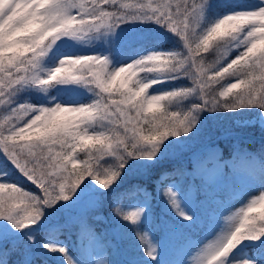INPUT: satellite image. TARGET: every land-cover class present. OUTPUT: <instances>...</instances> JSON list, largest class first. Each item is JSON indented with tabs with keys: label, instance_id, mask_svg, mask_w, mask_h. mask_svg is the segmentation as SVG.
Returning a JSON list of instances; mask_svg holds the SVG:
<instances>
[{
	"label": "snow or ice",
	"instance_id": "snow-or-ice-1",
	"mask_svg": "<svg viewBox=\"0 0 264 264\" xmlns=\"http://www.w3.org/2000/svg\"><path fill=\"white\" fill-rule=\"evenodd\" d=\"M251 7L212 19V0H0V176L10 170L17 175L0 180V264L10 254L20 264H35L37 248L45 256L58 253L62 264H80L58 242V223L47 225L46 239L37 236L46 226L43 210L68 206L59 201L79 203L85 192L95 190L87 183L81 187L86 177L110 192L132 166L129 161L145 170L158 163L199 133L202 112L258 109L254 119L264 132V0ZM134 22L164 28L177 38L179 49L149 52L118 68L98 54L63 57L45 77L40 75L45 71L42 59L61 37H99ZM213 53L215 62L206 63ZM138 71L144 75L133 79ZM183 80L191 81L190 86L157 88ZM58 83L90 86L95 97L87 104L50 107L20 99L30 88L44 91ZM259 157L257 169L238 142L231 163L206 146L189 164L164 172L156 193L167 218L159 225L165 236L183 240L185 230L202 226L205 219L209 227L214 222L218 226L221 194L233 191L226 174L259 171L264 177V146ZM193 173H199V180L190 179ZM131 191L144 192V201L125 210L120 198ZM196 191L203 199H195ZM151 199L137 186L113 201V215L139 241L127 264H144L137 253L147 264H257L255 258L236 259L242 241L257 240L264 255V190L227 217L215 238L202 241L191 262L162 259V241L153 243L140 230L151 225ZM79 228L82 235H94L82 218Z\"/></svg>",
	"mask_w": 264,
	"mask_h": 264
},
{
	"label": "rangeland",
	"instance_id": "rangeland-1",
	"mask_svg": "<svg viewBox=\"0 0 264 264\" xmlns=\"http://www.w3.org/2000/svg\"><path fill=\"white\" fill-rule=\"evenodd\" d=\"M219 1V0H218ZM146 33H148V29H138V28H132L130 27H118L114 33H109L107 35L103 36H91L85 39H73L70 37H61L60 40L56 41V44L53 45L52 49L49 50V52L46 54H51V51L56 50L61 47H68L73 53H81L86 51L89 52L90 55H101L108 57L109 61L115 57L116 53L120 50L125 49L126 47L136 44L138 41L143 39L142 36H144ZM148 52H156L155 49L151 48ZM141 54V53H140ZM45 56V57H46ZM72 55L63 56V57H71ZM111 63V61H110ZM141 76V75H140ZM178 84L181 83H190L191 81L183 80V81H177ZM77 83H61V85H64L66 88H69L74 91V89H77L78 86ZM162 85H158V90L162 89ZM186 104L189 103V101H185ZM60 103H53V106ZM208 112H202L201 116L203 114ZM258 110L254 115L241 117V116H235L233 118H226L225 121H216L210 125L207 126H201L200 124V130L199 133L192 137L190 141L186 143L185 146L181 148H173L171 150V153L166 156L165 158L161 159L158 163L150 166L148 169H141L139 166L135 165L132 161H129V164L132 165L128 168L129 171H136L137 176L143 178V179H149L151 178L152 171H156L158 175H162L164 172H168L171 168V163L178 162L181 164H189V161L192 157V155L196 152L201 151L206 146H210L212 148L218 149L222 154V145L221 142H215V143H209L207 145H204V147L200 148L199 151H194L191 153L190 149L193 148L195 145L202 144L204 140L211 139L215 132H219L222 130H225L226 128H233L236 132V136H228L226 139L227 147L230 149V152L232 153L233 144L239 143V146L244 149L246 154L248 156L253 157L252 160L248 161V163L255 167L259 168L260 165V157L257 155L254 151L247 148L246 144L249 142V139L252 138L249 130L251 131H257L260 130V124L257 120H255V117H258ZM210 121H213L212 113H208ZM245 121H251V123H244ZM254 155L257 156V159L254 158ZM176 157V158H175ZM231 157V156H230ZM230 157L224 158L225 160L230 161ZM227 181L233 185V191L228 193H222L221 199L224 201L223 204L220 205V207L217 209L221 214L218 216V226L214 222L212 224V227H209V224L207 226V229L205 233L198 238L197 240L191 239L189 236H184L183 240L180 238H173L170 240L167 236H165L163 239L168 240V244L172 248L171 250L168 249L165 252H162V259H176L180 261H189L191 262L192 259L196 256V253L199 251L200 243L202 241L207 242V240L215 238L216 235L219 234L221 229L224 227L226 218L236 213L241 207L246 206L249 200L255 198L259 195V193L264 190L262 187H264V177H262L259 174V171H249L245 174L233 177L231 173H227ZM199 179V173H193L190 177L191 180ZM83 183H87L91 186L92 189L88 192H85L80 198L79 203L69 205L66 201H59L58 204L68 205L67 207H58L56 212H53L51 209H44L45 216L47 217V221L45 223L50 221L51 223H58L59 225H65L69 226V221L73 220L76 222H79L82 218L85 220L88 217V214H91V217L94 216V218L99 219L100 221H104L107 223H114L110 221L111 217L113 216V210H111V213L107 214L106 211H103L100 209L101 207V199L104 197H108L112 202L118 197V194L111 190L110 192H105V190L100 189L98 185H96L95 181L89 178L88 180H85L82 182L81 187L83 186ZM119 185V184H117ZM117 185L113 186L116 187ZM188 185H185V188L187 190ZM144 189L147 193L150 194V188H147L145 183L142 184L140 187ZM79 190V188L77 189ZM192 195H195V192L192 193ZM196 196V195H195ZM194 196V197H195ZM92 201V206H89L88 202ZM144 201V192H141V198L137 201H133L132 203L128 204L126 206L127 210H134L135 207L141 205ZM112 205V203H111ZM258 206V205H257ZM56 207V206H54ZM100 209V210H98ZM95 210H98V212L95 214ZM150 214V211H149ZM151 216V215H150ZM44 218L42 217V220ZM167 219L162 214L159 215V222L161 224V221ZM52 220V221H51ZM116 224L111 226V232H114L116 237H122L127 235L129 232L127 230V224L120 220L119 218L116 220ZM0 223H3L0 221ZM187 230H185V233ZM148 239L152 240L153 243H157L160 238L155 236L152 233L148 234ZM161 239V241H163ZM59 243L63 245L65 248L68 246L65 242V240H60ZM89 254L91 255V262L88 264H104V261L110 262L112 261V258L107 257L105 254V250L103 247V244L98 243L96 239H92L89 242ZM39 249L34 250V255L37 254ZM136 251V250H134ZM134 251L128 252V254L121 253L119 254V260L117 264H127V258L128 256L133 253ZM142 260V255L140 253H137ZM55 256H59V254H54ZM127 256V257H126ZM18 261L19 259L16 258ZM236 259H248L246 258L244 253L236 254Z\"/></svg>",
	"mask_w": 264,
	"mask_h": 264
},
{
	"label": "trees",
	"instance_id": "trees-1",
	"mask_svg": "<svg viewBox=\"0 0 264 264\" xmlns=\"http://www.w3.org/2000/svg\"><path fill=\"white\" fill-rule=\"evenodd\" d=\"M212 3H213V8L209 10L208 16L212 19H215V18H218L217 14H219V16H223L224 14H227L229 11H252L254 10V8L251 7V5H254L256 3V0H219V1L212 0ZM130 26H132V28H138V29L143 28L144 30L148 29V33H146L144 36H142L141 34L139 35L143 38L141 39V42L136 43V45H133L131 48L126 49L123 52H119L117 54V57L114 60L115 62L111 64L112 68L115 66H116L115 68L120 67L121 64L122 65L125 64L126 61H128V59H130L133 55H135L138 52L147 51L148 50L147 48L149 47L164 48L166 50L169 49V51L177 50L180 47V45L177 43V38L175 36H173L170 32H168L164 28L154 23L134 22V23H126V24L120 25V27H130ZM58 52L60 53H56L54 54V56H51L48 59L47 63L50 66H41V68L45 70L40 73L42 77L46 76L47 74L46 70H50L51 68L54 67L55 61L61 55L67 54L66 52H62V50L61 51L59 50ZM215 60H216V54L213 53L211 55H207L206 63L212 64L215 62ZM139 74L141 73L138 71L137 75L133 78L136 79ZM181 84H183L184 86H190V83H181ZM164 85L166 86L165 90H167L168 88L176 87L179 84H177L176 82H173L169 84L166 83ZM80 87L81 89H78L79 93H72L71 91L66 89L64 86H60V83H58V84L50 85L47 87L46 90L42 91L43 94H42L41 100H36L35 97L32 96V94L30 96H27L26 98L25 91L20 93V99L21 101L26 100L28 103L37 104V105H40V103L43 102L45 106H49L54 101L65 102L64 106H70L74 104L78 106L81 104H87L91 102L95 97L94 90L90 89L89 87H85L83 85H80ZM236 91H238V89L233 90V92H236ZM184 103L186 104V102ZM257 110L258 109L248 108V109H240L237 112H215V113H212L213 121H210L208 113H205L203 114V116H201L200 124L201 126H207V125L212 124L214 120L221 122V121H225L226 118H233L235 116H241V117L251 116V115H254ZM226 130H233V128H226L225 130L215 132L212 138L215 137L216 134L225 132ZM253 132L255 133L256 136H258V138L257 139L254 138L250 140L249 142H247L246 146L249 149L255 151L257 154H260L261 148L262 146H264V132H261L260 130H257L256 132L253 131ZM222 146L224 147V151H223L224 156H229L231 153L229 152V149L226 147V145L223 142H222ZM80 155H81V158H85L83 152H81ZM178 166L179 164L173 163L170 173L173 172ZM137 175L138 174H136V171L127 170L126 172H122V178L118 179L113 186H115L116 184H120V181L127 179L125 182L121 183L116 188V190L120 194L129 192L130 190H132L133 188L137 186L140 187L142 185L143 179ZM89 178L91 177H86L85 180H88ZM99 178L103 179L104 177H99ZM159 178L160 176L158 174H152L150 180L148 181L149 188H151L154 192H156V181H158ZM3 179L15 180L17 179V175L14 171L10 170L7 175L0 176V180H3ZM20 182L24 183L23 181H20ZM25 186L31 187L30 185H25ZM137 192L139 191H131L129 194L121 197L120 206L124 207L125 204L132 201L136 197ZM199 194L202 195V193L200 192ZM104 200L106 204L105 208L108 209L111 203L109 200H107V198H105ZM257 214L258 213H252L251 215H257ZM87 218H89V214ZM87 218L85 219V221L87 225L91 227L92 232L95 234L99 233L102 236L103 240L109 243L108 248L112 255L111 264L118 263L119 254H120L119 247L121 248V252L124 254H128V252L136 250V243L138 242L132 236L131 229L129 226H127V230L129 232L127 233L126 236H124V238L122 237L115 238L113 235H110V234L106 235V232H105L106 226L104 224L95 222L91 218L87 220ZM112 218L114 221L112 225H114L116 224L117 222L116 220L118 219V217L113 215ZM62 229L64 228L59 227L56 232L57 240H59V238L67 237L66 234L62 231ZM48 231H49V228L47 226L46 230H41L39 233H37V236L41 239H46ZM71 234L74 240L76 239L79 241V244H80V240L83 237L86 238V237L91 236V235H82L80 233L79 222H76V224L72 227ZM261 238L264 239V237H261ZM241 244L243 245L241 250L245 249L246 253L249 256L251 257L257 256L258 258H264V255L259 254V251H258L259 250V240L242 241ZM5 247H7V245ZM14 257H15V254L6 255L5 257L6 264H11L12 261L15 259ZM35 257H36L35 264H53L52 256H50V254L48 256H45V255H42L41 253H38L37 255H35ZM73 259L77 260L75 258ZM61 261H62V258H61ZM61 261L59 262L58 260L55 259V264H62ZM142 261H144V264H146L145 258H143V255H142ZM80 264H83V263L80 262Z\"/></svg>",
	"mask_w": 264,
	"mask_h": 264
},
{
	"label": "bare ground",
	"instance_id": "bare-ground-1",
	"mask_svg": "<svg viewBox=\"0 0 264 264\" xmlns=\"http://www.w3.org/2000/svg\"><path fill=\"white\" fill-rule=\"evenodd\" d=\"M253 156H254V158H256V159H257V156H256V155H254V154H253Z\"/></svg>",
	"mask_w": 264,
	"mask_h": 264
}]
</instances>
